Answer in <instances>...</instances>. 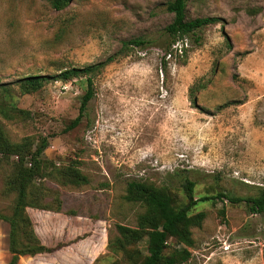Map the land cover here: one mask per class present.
<instances>
[{"label":"rangeland","instance_id":"374dc122","mask_svg":"<svg viewBox=\"0 0 264 264\" xmlns=\"http://www.w3.org/2000/svg\"><path fill=\"white\" fill-rule=\"evenodd\" d=\"M170 1L71 0L57 11L46 0H0V148H23L31 168L45 140L43 178L30 189L58 191L64 211L74 212L57 220L34 212L45 241L65 247L19 264H92L90 252L101 256L96 264H141L159 236L150 231L137 248L120 246L117 226L137 228L147 210L126 200L133 182L166 192L177 207L187 202V181L196 199L264 192V0H189L187 20L223 22L174 44L165 32ZM136 39L146 46L123 49ZM97 63L106 65L95 96L72 130L85 78L20 89L24 77ZM9 156L0 153L6 216L18 197L17 159ZM63 169L77 171L79 185L61 183ZM201 214L190 228L194 245L169 238L167 255L187 250L181 264H264V215L227 200L199 202L189 216ZM9 232L0 220V264L11 258Z\"/></svg>","mask_w":264,"mask_h":264},{"label":"trees","instance_id":"16d2710c","mask_svg":"<svg viewBox=\"0 0 264 264\" xmlns=\"http://www.w3.org/2000/svg\"><path fill=\"white\" fill-rule=\"evenodd\" d=\"M52 8L57 11L64 10L71 0H46ZM189 0H172L167 4V11L173 14V21L165 29L166 34L171 39V44L180 40L194 37L197 33L207 27L218 25L223 22L218 17L196 18L187 20V5ZM144 40H132L124 43V48L128 46H136L142 48L146 46ZM229 47H231L229 45ZM109 61H112L110 58ZM106 63H97L85 68H70L60 71L54 77L46 75H32L19 80L20 89L23 94H30L41 90L50 79L59 80L63 83H69L75 79L85 78L87 82V90L82 97L79 108V115L67 131L76 128L82 121L90 101L95 96L94 80L102 72ZM47 142H41L37 150L32 154L31 161L33 166L27 167L25 164L26 151L19 147H8L14 149L0 148V153L9 154V157L17 159L15 163L16 179L12 184L18 192V197L13 213L11 216L3 215L0 212V220L9 223V244L8 251L11 258L7 264H19L20 259L24 256H38L43 254H53L65 247L64 242L54 247L45 246L36 233L35 225L31 219L28 209L37 211H46L53 213H63L65 215H73L74 212H65L63 209V201L58 191L48 194L45 190L30 187L36 180L43 178L40 158L47 149ZM60 182L66 185H79L81 175L77 171L63 169L61 172ZM195 184L187 181L186 197L187 202L182 206H174L170 196L152 185L131 183L128 186V194L126 200L133 203H142L147 208L146 212L139 216L138 227L129 228L125 226H117L121 236L120 246L126 251V246L137 248L138 242L146 235L147 232L158 234L157 242L150 250V254L143 258L141 264H181L189 260L190 252L183 250L182 252H174L167 255V242L169 238H175L181 243L192 247L194 242L191 238L190 228L196 222L203 220L204 215L201 214L197 218L189 216L191 210L199 203L205 201H224L227 200L232 205L245 204L249 213L264 215V192L256 197H234L225 193H219L211 197H202L196 199L194 193ZM51 196V198H48ZM49 199V201H47ZM108 240V247H109ZM133 255H140L137 249H134ZM101 256L96 259V264Z\"/></svg>","mask_w":264,"mask_h":264},{"label":"crops","instance_id":"0c3cea01","mask_svg":"<svg viewBox=\"0 0 264 264\" xmlns=\"http://www.w3.org/2000/svg\"><path fill=\"white\" fill-rule=\"evenodd\" d=\"M28 212H29V214H30V216H31V219H32V221H33V223H34V225H35V230H36V233H37V235L39 236V238H40V240L42 241V243L45 245V246H48V247H54V246H56L57 244H59V243H61L62 241H60V242H58L57 244H55V245H49L46 241H45V239H44V237L42 236V233H41V231H40V227L38 226V223H37V221L35 220V218H34V215H33V213L34 212H36L37 214H38V212H41L43 215H41V217L42 218H48V219H51V220H57V219H60L59 217H61L60 215H62L63 213H53V212H46V211H37V210H34V209H28ZM63 215H65V214H63ZM65 216H67V215H65ZM71 219H66V223H65V225H69V223H71ZM53 228H56L55 226L54 227H50V226H48L47 227V229L48 230H50V229H53ZM95 245V242L94 241H91L89 244H88V247L90 248L89 250H92ZM90 259H91V261L94 263L96 260L95 259H97V257L99 258L100 256H95L94 258L92 257V253L90 252ZM89 255H87V257H88ZM92 263V264H93Z\"/></svg>","mask_w":264,"mask_h":264},{"label":"built area","instance_id":"2783aa9c","mask_svg":"<svg viewBox=\"0 0 264 264\" xmlns=\"http://www.w3.org/2000/svg\"><path fill=\"white\" fill-rule=\"evenodd\" d=\"M170 56V55H169Z\"/></svg>","mask_w":264,"mask_h":264}]
</instances>
